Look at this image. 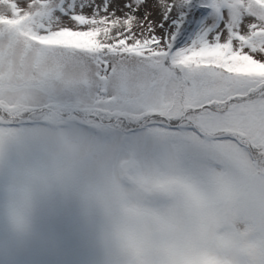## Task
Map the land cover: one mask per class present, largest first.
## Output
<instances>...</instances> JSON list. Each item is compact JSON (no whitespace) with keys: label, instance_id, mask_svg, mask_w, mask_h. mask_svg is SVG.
<instances>
[{"label":"snow or ice","instance_id":"obj_1","mask_svg":"<svg viewBox=\"0 0 264 264\" xmlns=\"http://www.w3.org/2000/svg\"><path fill=\"white\" fill-rule=\"evenodd\" d=\"M29 5L37 35L78 38L55 47L88 71L79 91L47 105L0 106V137L14 134L26 153L30 138L63 127L115 151L171 157L178 182L226 193L264 218V0Z\"/></svg>","mask_w":264,"mask_h":264},{"label":"rangeland","instance_id":"obj_2","mask_svg":"<svg viewBox=\"0 0 264 264\" xmlns=\"http://www.w3.org/2000/svg\"><path fill=\"white\" fill-rule=\"evenodd\" d=\"M32 11L25 0H0V102L21 110L79 91L88 71L78 55L55 47L78 38L37 35ZM30 140L34 150L22 153L14 134L0 137V264H116L110 232L122 205L144 225L129 250H141L131 264H156L150 250L157 244L167 257L159 264H264L261 212L178 182L173 158L115 151L63 127ZM130 154L136 178L127 185L120 162ZM21 180L34 189L26 201L13 195ZM157 182L162 196L150 188ZM160 197L162 206L152 202ZM244 216L252 228L238 234L235 222ZM245 239L253 249L242 246Z\"/></svg>","mask_w":264,"mask_h":264},{"label":"clouds","instance_id":"obj_3","mask_svg":"<svg viewBox=\"0 0 264 264\" xmlns=\"http://www.w3.org/2000/svg\"><path fill=\"white\" fill-rule=\"evenodd\" d=\"M34 191L29 184L23 180L17 182V187L13 195L20 200L26 201ZM135 209L127 205H122L114 217V225L111 228L110 238L116 248V264H131L132 260L139 258L140 249L136 248V255L130 253V248L137 242V233L142 230L144 225L134 219ZM242 246L253 249L254 245L249 240L242 241ZM151 259L159 264L166 259V253L162 246L154 245L150 250Z\"/></svg>","mask_w":264,"mask_h":264},{"label":"trees","instance_id":"obj_4","mask_svg":"<svg viewBox=\"0 0 264 264\" xmlns=\"http://www.w3.org/2000/svg\"><path fill=\"white\" fill-rule=\"evenodd\" d=\"M18 23H19V22H17V21H13V22H12V24H13L14 26H16L15 29H16L17 32L21 30V28H20V24H18ZM1 85L4 86L2 89H7V87H8V86H5L6 83H3V84H1ZM9 107H11V106H9Z\"/></svg>","mask_w":264,"mask_h":264},{"label":"water","instance_id":"obj_5","mask_svg":"<svg viewBox=\"0 0 264 264\" xmlns=\"http://www.w3.org/2000/svg\"><path fill=\"white\" fill-rule=\"evenodd\" d=\"M130 161L131 160H128V161H125L121 164V167L125 170H127L130 166ZM155 189H159V186H153Z\"/></svg>","mask_w":264,"mask_h":264}]
</instances>
